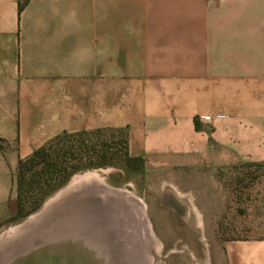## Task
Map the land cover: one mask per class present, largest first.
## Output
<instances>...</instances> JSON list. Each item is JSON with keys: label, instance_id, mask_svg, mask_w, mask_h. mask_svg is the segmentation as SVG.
<instances>
[{"label": "crops", "instance_id": "crops-1", "mask_svg": "<svg viewBox=\"0 0 264 264\" xmlns=\"http://www.w3.org/2000/svg\"><path fill=\"white\" fill-rule=\"evenodd\" d=\"M19 3L0 0V231L20 159L121 131L132 158L196 167V208H262L213 264H264V0Z\"/></svg>", "mask_w": 264, "mask_h": 264}, {"label": "rangeland", "instance_id": "rangeland-1", "mask_svg": "<svg viewBox=\"0 0 264 264\" xmlns=\"http://www.w3.org/2000/svg\"><path fill=\"white\" fill-rule=\"evenodd\" d=\"M119 137L113 131L87 137V145L98 152L103 150L104 143L110 146L113 165L73 175L35 213L1 230L0 238L42 213L47 204L71 187L75 180L87 176L98 177L106 185L127 191L139 201L140 211L138 208L133 213L142 223L140 233L145 240L143 253L148 264L150 260V264H213L220 236H235L238 225L259 226L256 217L262 208H206V204L205 208H196L197 171L194 165H171L153 159L129 164L124 160V146ZM97 158L100 161L101 157L96 156L95 160ZM150 231L153 240L148 234ZM6 250V246L0 249V255Z\"/></svg>", "mask_w": 264, "mask_h": 264}, {"label": "water", "instance_id": "water-1", "mask_svg": "<svg viewBox=\"0 0 264 264\" xmlns=\"http://www.w3.org/2000/svg\"><path fill=\"white\" fill-rule=\"evenodd\" d=\"M69 200L1 254L0 264H148L142 223L133 213L139 201L130 193L103 184Z\"/></svg>", "mask_w": 264, "mask_h": 264}, {"label": "trees", "instance_id": "trees-1", "mask_svg": "<svg viewBox=\"0 0 264 264\" xmlns=\"http://www.w3.org/2000/svg\"><path fill=\"white\" fill-rule=\"evenodd\" d=\"M27 1L20 0V10ZM107 132L111 131L63 134L28 158L20 159L15 174L18 214L13 222L17 223L35 213L46 199L66 184L73 175L85 170L113 165L114 159L110 157L111 149L107 143H104L103 150L98 152L95 147H89L85 141L87 137ZM113 133L118 134L122 140L124 160L129 164L141 162L142 159L130 157L125 135L121 131H113ZM1 145L3 142L0 140V149ZM96 156L101 157L100 161L99 158L95 160ZM258 168L259 166L247 165L241 171L248 183H252L258 176ZM237 182L241 184L245 181L241 179Z\"/></svg>", "mask_w": 264, "mask_h": 264}, {"label": "bare ground", "instance_id": "bare-ground-1", "mask_svg": "<svg viewBox=\"0 0 264 264\" xmlns=\"http://www.w3.org/2000/svg\"><path fill=\"white\" fill-rule=\"evenodd\" d=\"M103 184L106 185L104 183V181L98 177L87 176V177H82V178L75 180L74 183L71 185V187H69L66 191L61 193L59 196H57L54 200L49 202L47 204L45 210L42 213H40L37 216L31 217L25 224H23L22 226H20L18 228L12 229L6 235L1 237L0 238V249H2V248L5 249V246H6L7 250L5 252H7L12 247H15L16 244H18V242H20L22 239L26 238L32 232H34L37 228H39L49 217H51V215H53V214L55 215L56 213H60V212L64 211L67 208V205L69 204V201H70L69 199H74L75 197L76 198L80 197V196L88 193L89 191H92L93 188H96V187L103 185ZM121 209H131V208H121ZM132 209H135V208H132ZM138 211H140V208ZM142 211H143V215L145 216L146 214H145V208L144 207H143ZM130 214H132V213H130ZM129 215H128V217H129ZM145 218H146V216H145ZM142 220H143V217H142ZM148 234L150 235L152 240L155 239L152 231H150ZM142 239H143V237H142ZM142 242L145 246V240L144 239ZM144 246L142 249H144ZM147 247H148V245H147ZM157 249H159V248L157 247ZM150 263H151V260L149 261V264Z\"/></svg>", "mask_w": 264, "mask_h": 264}, {"label": "built area", "instance_id": "built-area-1", "mask_svg": "<svg viewBox=\"0 0 264 264\" xmlns=\"http://www.w3.org/2000/svg\"><path fill=\"white\" fill-rule=\"evenodd\" d=\"M205 120H209V118H205Z\"/></svg>", "mask_w": 264, "mask_h": 264}]
</instances>
